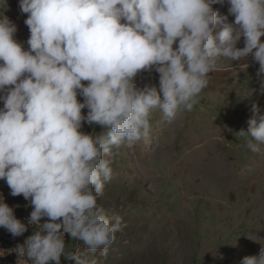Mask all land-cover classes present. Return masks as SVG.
<instances>
[{
	"label": "clouds",
	"instance_id": "1",
	"mask_svg": "<svg viewBox=\"0 0 264 264\" xmlns=\"http://www.w3.org/2000/svg\"><path fill=\"white\" fill-rule=\"evenodd\" d=\"M225 3L227 15L212 7ZM18 7L28 14L27 50L14 38L17 26L0 16V180L30 201L28 225L38 226L17 246L18 264H60L65 234L106 257L122 230L121 218L111 222L98 204L113 148L147 137L153 109L168 118L191 111L220 58L251 56L264 81V0H19ZM153 70L159 87H138V74ZM251 112L237 134L264 143V114L255 102ZM84 123L103 130L84 133ZM259 143L247 146L258 153ZM28 225L0 199V228L18 237ZM68 259L98 264L77 253ZM240 264H264V246Z\"/></svg>",
	"mask_w": 264,
	"mask_h": 264
},
{
	"label": "rangeland",
	"instance_id": "2",
	"mask_svg": "<svg viewBox=\"0 0 264 264\" xmlns=\"http://www.w3.org/2000/svg\"><path fill=\"white\" fill-rule=\"evenodd\" d=\"M18 4L7 0L0 16L17 26L14 38L27 50L28 14ZM212 7L228 14L227 3ZM237 47H244L243 37ZM244 63L250 66L241 68ZM258 67L251 56L234 62L220 58L191 111L181 108L168 118L158 108L151 110L147 137L113 148L112 177L98 198L111 222L121 218L122 230L106 257L88 253L83 242L71 237L67 256H94L98 264H240L258 255L264 246V143L237 134L247 131L252 103L264 114ZM135 83L159 87V74L143 71ZM102 130L86 123L81 129L87 134ZM249 141L259 143L258 153L247 146ZM2 198L8 204L24 197L11 196L0 180Z\"/></svg>",
	"mask_w": 264,
	"mask_h": 264
},
{
	"label": "built area",
	"instance_id": "3",
	"mask_svg": "<svg viewBox=\"0 0 264 264\" xmlns=\"http://www.w3.org/2000/svg\"><path fill=\"white\" fill-rule=\"evenodd\" d=\"M9 207L14 209V215L17 219H20L23 223L28 225V220L30 218V213L33 208L30 206V201L23 199H18L15 202L8 203ZM47 218H42L40 223L43 224ZM38 230V226L35 224L28 225V230L21 236L13 237L6 229L0 228V264H18L20 259L18 255V245H23L24 241L33 234V232ZM69 235L65 234V254L61 256L60 264H62L63 259L66 257L67 243L69 240ZM19 264H25V261H20ZM26 264H32L31 261H27Z\"/></svg>",
	"mask_w": 264,
	"mask_h": 264
},
{
	"label": "trees",
	"instance_id": "4",
	"mask_svg": "<svg viewBox=\"0 0 264 264\" xmlns=\"http://www.w3.org/2000/svg\"><path fill=\"white\" fill-rule=\"evenodd\" d=\"M75 253V252H73ZM72 260H70V263H69V259H68V256H67V251H66V257L63 259L62 261V264H72Z\"/></svg>",
	"mask_w": 264,
	"mask_h": 264
},
{
	"label": "bare ground",
	"instance_id": "5",
	"mask_svg": "<svg viewBox=\"0 0 264 264\" xmlns=\"http://www.w3.org/2000/svg\"><path fill=\"white\" fill-rule=\"evenodd\" d=\"M214 140H215V139H214ZM211 152H212V151H211ZM211 152H210V153H211ZM206 156H208V155H206ZM201 157H202V156H201ZM202 158H203V157H202ZM216 161H217V160H216ZM217 162H219V159H218ZM215 164L217 165L218 163H215ZM221 165H222V164H221ZM218 166H219V165H218ZM217 168H218V167H217ZM209 171H210V170H209ZM219 171H220V170H219ZM210 172H211V171H210ZM221 172H222V171H221ZM221 172H220V173H221ZM208 174H209V173H208ZM216 174H217V173H216ZM217 175H218V174H217ZM221 175H222V174H221ZM210 176H211V174H210ZM211 177H212V176H211Z\"/></svg>",
	"mask_w": 264,
	"mask_h": 264
}]
</instances>
